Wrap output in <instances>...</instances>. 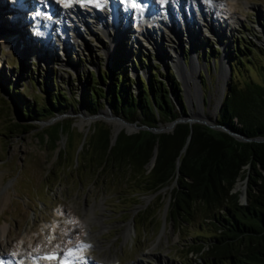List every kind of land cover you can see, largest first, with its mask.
<instances>
[{
  "label": "rangeland",
  "instance_id": "374dc122",
  "mask_svg": "<svg viewBox=\"0 0 264 264\" xmlns=\"http://www.w3.org/2000/svg\"><path fill=\"white\" fill-rule=\"evenodd\" d=\"M149 1L156 5L155 10L158 9V0ZM2 2L0 5L5 4L7 9L0 14V228L6 230L0 239V257L12 256L13 251L17 254L28 251V254L62 253L64 243L76 235V227L72 222L74 217L87 226L92 234L88 256H85L92 264H186L184 249L180 250L179 246L196 235L197 230L191 226L178 229L177 232L176 224L169 220L167 207L172 185L145 195L143 190L136 187L138 178L120 162L116 163L114 170L110 169L111 159L105 168L96 165L100 156L96 148L100 127L108 129L110 135L117 130L114 123L102 118L87 121L85 118H89L88 114L80 106L81 96L94 88L93 76L89 75L95 73L98 78L100 75L103 78L110 75L108 67L111 61L113 67H116L115 74L127 75L132 80L138 81L141 78L150 82L157 74L159 81L163 77L169 81L174 74L173 79L178 81L179 76L185 90L186 99L183 100L186 116L189 112H196L192 95L199 88L202 96L200 86L203 85L202 97L206 96L208 101H204L201 111L212 123L223 94L221 85L226 86L231 76L224 80L221 70L223 55L225 58L222 66L228 74L227 56L233 58L237 68L234 72L237 83L250 79L258 81L264 77V0H211L210 8L203 0H196L199 7L184 6L188 24H191V17L198 23L192 37H187L186 24L180 21L173 30L177 28L181 32L179 36L176 35L177 38L173 33L169 34L170 38L158 39L151 32L155 39L150 41L134 31L135 25L130 18L119 16L117 20L128 21L125 30L129 29V32L119 37L120 40L117 38L112 45L111 60L106 55L111 47L110 39L97 26L102 24L104 32L108 29L101 21L104 18L102 11H97L94 17L83 14L81 21H78L77 15H70L71 20L78 25L72 29L79 28L80 35L73 38L72 32L61 29L63 39L69 37L72 42L69 50H64L58 41L48 47L46 38H34L35 34H42L35 30L37 26H31L27 21L17 23L10 2ZM169 4L171 8L175 7L173 1L169 0ZM158 11L161 18L162 12ZM232 17L236 19L234 23ZM152 19L148 23L149 27L156 26ZM71 20L67 19L65 24L72 25ZM153 40L157 41V45H153ZM29 45H32L33 50L25 56L23 62L19 58V51ZM174 45L178 47V62L183 68L191 69L197 65L194 75L196 86L192 81L184 82V76L179 75L182 69L180 64L175 67L169 62V46ZM242 53L250 56L249 61ZM181 57L189 58V63L183 65ZM175 73H178L177 76ZM180 73H183L182 70ZM202 73L206 78L205 83L201 80ZM7 85L17 90L15 98H24L34 108L46 106V100L53 95L72 108L58 115L60 118L56 116L39 123L34 122L33 126L37 129L28 133L14 130L11 134L9 132L13 130V123L24 124L25 121L18 117L15 98L6 91ZM132 87L133 93L139 96L138 84ZM95 91L99 96L100 91ZM106 111L104 106L101 107L98 116ZM52 119L55 120L47 125L40 124ZM61 120L70 123V130L60 137L56 148H53L43 132L37 131ZM126 130L123 128L118 132ZM52 131V128H48L44 132L50 138ZM133 131L131 128L130 133ZM84 143L88 147L81 149ZM150 168L149 164L145 166L146 171ZM242 186V181H238L234 187L235 191H240V196ZM52 226H55L54 237L50 235ZM129 227H133V231L125 237ZM187 257L190 262L198 261L190 254Z\"/></svg>",
  "mask_w": 264,
  "mask_h": 264
},
{
  "label": "trees",
  "instance_id": "16d2710c",
  "mask_svg": "<svg viewBox=\"0 0 264 264\" xmlns=\"http://www.w3.org/2000/svg\"><path fill=\"white\" fill-rule=\"evenodd\" d=\"M242 55L249 61L250 56ZM227 59L231 76L212 122L244 139L264 138V77L237 83L236 65L231 56ZM183 64H187L185 57ZM108 68L111 72L108 77L89 75L93 76L94 88L82 94L80 103L88 115H95L106 106L113 116L147 128L186 117L182 90L173 79L174 74L169 81L164 77L159 81L157 74L150 82L141 78L137 81L115 74L116 67L111 61ZM201 80L206 81L203 73ZM136 83L140 87L139 96L133 93L132 86ZM11 86L7 85L6 91L14 99L17 90ZM200 89L203 96V85ZM95 90L100 91L99 96ZM202 96L204 103L206 96ZM14 106L25 123H13L11 134L14 130L28 133L37 129L34 122L62 115L72 108L55 95L48 97L46 106L34 108L24 98H15ZM48 128L53 129L50 138L44 132ZM100 128L96 145L100 156L96 165L105 168L111 159L110 169L114 170L120 162L138 178L136 187L145 195L172 185L167 207L169 220L176 224L177 232L191 226L197 230L196 235L179 246L184 249L186 264H264V142H242L203 124L179 123L171 132L120 131L111 145L109 130ZM68 130L70 123L61 120L37 133L43 132L56 148L57 141ZM87 147L88 144L81 145V149ZM152 156L153 164L146 171ZM243 180L246 199L240 204V191L232 189ZM188 254L198 261L190 262Z\"/></svg>",
  "mask_w": 264,
  "mask_h": 264
},
{
  "label": "bare ground",
  "instance_id": "6f19581e",
  "mask_svg": "<svg viewBox=\"0 0 264 264\" xmlns=\"http://www.w3.org/2000/svg\"><path fill=\"white\" fill-rule=\"evenodd\" d=\"M53 1L58 3L59 9H58V11H57V13L55 15V20H54V22L51 25L49 23L44 22V21H42V22H40V21L34 22V21L30 20V18L27 16L28 12H25V6H24L25 2H24V0H11L12 3H10L9 5H11L10 7L13 8V10H15L14 19H16L17 23H20L21 21L25 23V21H27L29 24H31V25L34 24V25L37 26L35 30H38V31L42 32V34H40V35L39 34L38 35L35 34L34 38H46L48 47L49 46L50 47L53 46L54 43H52V42L58 41L63 46L62 49L69 50V47L72 44V42H71V40L68 39L69 37L67 38V40L63 39L64 37L61 35V29L72 32L71 37H73V38H77L78 35H80V34H78V32H80L79 28H77L78 30H76V28L72 29L76 24L73 22V20L70 19V17H71L70 15L76 14L79 17L78 21L79 20L81 21V20H83V13L85 11H87V13L88 12L90 13V15H88L89 17H94V15L96 13V9H90L91 7H93V6L94 7L95 6L100 7V5L103 4L104 5L103 8H105V10H106L105 6L108 4L109 5L108 6V12L109 13H105L104 14V18L101 21H103V23H105L106 27L109 30L107 29L104 32V28H102V24H99L97 26L99 27L98 29L101 28L100 30L103 31V34L106 33L108 38L110 39L111 47L108 48V50L106 51V55H107L108 59L111 60L110 53H111L112 48H113L112 45H114V42L116 41L117 38L125 36L129 32V29L127 31L125 30L126 29V25L124 26V24L121 25V23L117 22L118 20H117V16H115V8H114V5H111V3H112L111 0H97L96 1L97 3L95 1H92V0H67V4L64 2V0H53ZM118 1H120V0H118ZM172 1L174 2L175 7L174 8H170L169 4H167V3H165L164 5H161L160 8H163V15L161 16V18H159V17L157 18V19H160V20L155 19L153 21L156 24V26L152 27L151 31H144L143 33H140V35L142 37H144V39L148 38L151 41L154 37H156V38H158V37H160V38H170L169 34H173V33H174V35H173L174 37H176V35L179 36L181 32L177 28H176V31H173V30L175 29V27L178 25V23L180 21H182L180 23L186 24V28L187 29L186 28L185 29H186V32H187V37L191 36V34H193L194 31H196V27L198 26V23L195 22L196 20L194 21L193 17H191L192 18V20H190L191 24L189 25L188 24L189 19L186 16H184V15H186V13H187L186 10H185L186 7H189V8L194 7V6L199 7L200 4L197 3L196 0H172ZM203 1L205 2L206 6H208L209 8L211 7V0H203ZM0 2H2V0H0ZM160 2L163 3L164 0H160ZM69 3H72V4L70 5ZM118 3H121V2H118ZM145 3H146L145 1H141V3H140L141 6L139 8H135V10L138 9V11H134V13H133V15L135 17V20L138 21L137 17H138L140 12H141V15L144 14L143 10H144V7H145ZM78 5H83L84 6L83 9L85 11H81V10L79 11ZM127 5H129V4H127ZM184 6H186V7L183 8ZM60 7H62L63 9H61ZM6 9H7V7H6L5 4H3L2 6L0 5V14H2V11L6 10ZM157 10H159V9H157ZM180 10H182L184 14ZM45 11L46 10H44V12ZM147 11L150 13V15H152V14H154L156 12V10H154L153 7L149 6L148 4H147ZM160 11L162 12L161 9H160ZM42 12L43 11L38 13V15H39V17L42 20H44L45 18L41 15ZM75 12H77V13H75ZM80 12H81V14H78ZM189 13H191V10L189 11ZM16 15H18V17H16ZM130 15H131V13H130ZM155 15H157V12L155 13ZM20 16L22 18H20ZM65 16H66V18H65ZM77 16H75V17H77ZM96 17H98V16H96ZM67 19H69V21L71 20V22H73V24L72 25H69V24L66 25L65 23L67 22ZM148 19L146 20V22L148 21ZM234 19L232 17V22L233 23L236 20V19L235 20ZM55 22H57V24ZM13 23H15V22L13 21ZM34 25H32V26H34ZM76 26L78 27V25H76ZM138 26H139V23H138ZM122 29H123V31H122ZM118 30L122 31L121 34H119ZM189 30H192V32H190ZM151 32H153L155 34L154 37L152 36ZM53 38H55V39L53 40ZM160 40H162V39H160ZM119 42H121V41H119ZM156 42H157L156 40H153V45H157ZM32 48H33L32 45H29L24 50H20L19 51V58L22 59L23 62L26 59L25 56L27 54L29 55L31 50H33ZM177 48L178 47H176V45L169 46V52H171L170 53L171 57H170L169 62L175 67H178V65L180 64L178 62V58H179L180 54L177 52ZM223 61H224V59L221 60V70L223 72L222 74L224 75L225 74V70H224L225 67L222 66V64H224ZM192 65H193V63L191 64V66ZM196 66L197 65H193L191 67V69H188V68H183L182 65L180 64V67L182 68V69H180V71L182 70V72L184 74L180 73V71L178 70L179 71V75L181 74L182 75L181 77L184 76L182 78L184 80V82L185 81H187V82H189V81L191 82L192 81V82L195 83L194 86L197 85V79H194V75L196 74V70H197ZM196 88L197 87H195V89ZM194 99L196 101V98H194ZM196 105H197L196 106V112L195 113L191 112V116L196 118V119L199 118V119H203V120L209 122L210 119H208L204 115L203 111H201V105L203 106V102H199V104H198L197 101H196ZM216 110H217V108H216ZM108 114H109L108 111L103 112V114L101 113L98 116V119L102 118V119L106 120L109 123H114L115 124V130H117V131H119V130H121L123 128H127L128 131L131 130V128L123 125L121 122H119V121L117 122L116 120H112L110 118V116H109L110 114L109 115ZM85 119L87 121H89V122L94 121V120H90L89 118H85ZM86 123H88V122H86ZM72 222L74 223L73 226L76 227V231H75L76 235H74L73 238L69 237L68 238V242L64 243L65 244L64 248L62 247L63 252L60 254L59 259L63 260V264H76L73 261V258H72V255H74L75 259L80 260V262L78 264H92L91 262L87 261V259L85 258L86 255L88 256V252H89L88 248L90 247L89 244H90V239H92V234L88 230L87 226H84L79 221L78 218H74L73 217L72 218ZM5 230H6L5 228H0V239L3 238V235L5 234ZM54 230H55V226H52L51 227V232H50L51 237H54V236H52L54 234L53 233ZM131 230L133 231V227H129L127 229V232L125 233V237H128V233H130ZM161 234L163 235V230H162ZM28 252L18 253L17 254L16 251H13L12 257L18 259L19 264H57L56 262L54 263L52 261H46V260H40V259H36L35 261H29V259L26 260L27 258H29V256H32L34 254V253H29L28 254ZM40 254H44V253H40ZM134 263H136V262H134ZM130 264H133V263H130ZM137 264H139V263H137Z\"/></svg>",
  "mask_w": 264,
  "mask_h": 264
},
{
  "label": "water",
  "instance_id": "95a60500",
  "mask_svg": "<svg viewBox=\"0 0 264 264\" xmlns=\"http://www.w3.org/2000/svg\"><path fill=\"white\" fill-rule=\"evenodd\" d=\"M223 58L222 59H224L225 58V55H223L222 56ZM189 65V64H188ZM177 74L178 73H175V75L177 76ZM204 74H205V71H204ZM223 77L225 78L224 80H226V79H228V77H229V74H228V72H227V70H226V72H225V74L223 75ZM178 81H179V83H180V86H181V90L183 91V96H184V94H185V90H184V87H183V83H182V80H181V78L178 76V79H177ZM224 80H223V83H224ZM221 87H222V91H224V88H225V85L223 86V84L221 85ZM199 88H197V90L195 91L196 93L195 94H193V95H195L194 97H193V95H192V98H196V101H197V103L199 104V102H203V100H202V98H201V95H200V93H199ZM194 93V92H193ZM223 93V92H222ZM223 95V94H222ZM222 95H221V97H222ZM183 99H186V97L184 96V98ZM196 101L194 100V102L196 103ZM207 98L205 99V102L207 103ZM186 103H187V101H186ZM190 106H191V104H190ZM197 106V105H196ZM202 106V105H201ZM105 108L107 109V107L105 106ZM177 109H179V107H177ZM180 110V109H179ZM107 111H109L108 109H107ZM100 112V111H99ZM99 112L97 113V114H95V115H88V117L90 118V119H92V120H97L98 119V114H99ZM111 116H112V114H111ZM113 118H114V120H116V121H119V122H121L123 125H125V126H127V127H129V128H133V132H136V131H138L139 129H146V130H148V131H150V132H152V133H162V132H171L172 131V129L174 128V126L176 125V124H179V123H187V124H193V123H196V124H203V125H206L207 127H209V128H212V129H219V130H221V131H223V132H225V133H227V134H229V135H231L232 137H234L236 140H238V141H242V142H246V141H255V142H264V138H254V139H252V140H249V139H244L243 137H241V136H238V135H235V134H233L230 130H228L227 128H225V127H219V126H217V125H215L213 122L211 123V122H207V121H205V120H203V119H196V118H194V117H192L191 116V112H189L188 113V116H186V117H183V116H180L179 118H177L176 120H174V121H172V122H170V123H168L165 127H157V128H147V127H141V126H137L136 124H130V123H127V122H125L124 120H122L121 118H119V117H116V116H112ZM57 118H60V116H57ZM57 118H55V119H57ZM55 119H52L51 121H49V122H46V123H40V124H42V125H47V124H49V123H51L52 121H54ZM127 131V130H126ZM131 131V130H130ZM130 131H127V132H125V133H127V134H130ZM132 132V133H133ZM118 133V131L117 132H114L113 134H112V137H111V140H110V144L112 145L113 144V142H114V139H115V136H116V134ZM154 154H155V151L153 150V156H154ZM153 156H152V158H151V160H150V162H149V165H151L152 166V164H153ZM177 164V163H176ZM237 183V182H236ZM235 183V184H236ZM242 183H243V186H242V190H241V196H239V203L240 204H244L245 203V199H246V195H245V180H243L242 181ZM234 187H235V185H234ZM234 187H233V189H232V191L234 192L235 190H234ZM165 210H166V205L164 206V208H163V216H162V224H161V232H162V230H163V228H164V213H165ZM161 234V233H160Z\"/></svg>",
  "mask_w": 264,
  "mask_h": 264
},
{
  "label": "snow or ice",
  "instance_id": "6c2138e0",
  "mask_svg": "<svg viewBox=\"0 0 264 264\" xmlns=\"http://www.w3.org/2000/svg\"><path fill=\"white\" fill-rule=\"evenodd\" d=\"M64 2L67 4V0H64ZM46 259H55L54 256H48V257H45Z\"/></svg>",
  "mask_w": 264,
  "mask_h": 264
}]
</instances>
